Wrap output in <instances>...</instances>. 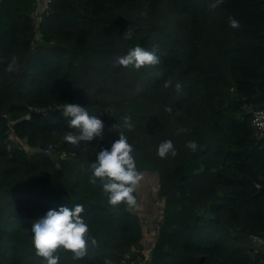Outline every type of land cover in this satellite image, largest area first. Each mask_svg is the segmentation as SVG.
Here are the masks:
<instances>
[{"label":"trees","instance_id":"16d2710c","mask_svg":"<svg viewBox=\"0 0 264 264\" xmlns=\"http://www.w3.org/2000/svg\"><path fill=\"white\" fill-rule=\"evenodd\" d=\"M207 1L52 0L50 14L35 23V0H0V264H43L32 226L49 210L77 204L89 226L88 252L82 260L60 252L59 264L264 259V246L250 241L264 242V144L251 126L252 112L264 105V0H214L217 17ZM162 4L176 19L171 37L160 25L137 21L124 38L131 11L153 14ZM137 45L155 51L160 64L139 71L116 64ZM169 79L173 86L164 88ZM65 103L100 119L103 138L67 143L63 137L74 130L57 109ZM181 127L186 131L177 134ZM8 133L31 152L8 147ZM120 133L137 169L157 175L163 201L144 261L136 215L109 205L102 185L89 182L91 164ZM166 140L177 154L161 159L158 145ZM190 141L195 152L186 147ZM51 147L54 159L44 152Z\"/></svg>","mask_w":264,"mask_h":264},{"label":"clouds","instance_id":"9594fccd","mask_svg":"<svg viewBox=\"0 0 264 264\" xmlns=\"http://www.w3.org/2000/svg\"><path fill=\"white\" fill-rule=\"evenodd\" d=\"M223 0H217V4ZM216 6V5H213ZM229 25L233 29L240 27L239 22L229 17ZM137 25L133 24L126 30L124 38H130ZM161 59L155 51H149L137 45L129 49L126 55L117 59L116 64L123 68H131L135 71L141 69H153L159 65ZM13 65H9L8 71H13ZM164 88H171L172 81H165ZM175 90L180 92L182 85L177 82ZM60 110L67 118L68 126L74 131L68 132L63 138L70 145L79 147L80 142H91L96 138H103L104 124L95 115H90L88 110L78 104H63ZM171 112V108L166 109ZM125 126L132 130L133 125L130 118H125ZM116 128V126H114ZM118 130V129H117ZM186 131L184 128H177V134ZM193 152L198 145L190 141L186 145ZM133 147L128 143L127 138L120 133V138L112 144L111 150H101L97 155V161L91 164L92 175L90 183L102 185L103 191L108 194V203L113 207L121 204L127 209H138L139 202L134 195L143 180V174L137 169L133 156ZM169 154L176 156V151L171 140H166L158 145L157 155L167 158ZM83 205L77 204L72 208L60 207L59 210H49L45 216L35 223L31 228L32 244L35 248L36 257L43 261V264H59L60 252L71 253L73 260H82L88 252V241L90 239L89 226L82 218ZM97 241L91 238V244L95 246ZM104 264H112L106 259Z\"/></svg>","mask_w":264,"mask_h":264},{"label":"rangeland","instance_id":"374dc122","mask_svg":"<svg viewBox=\"0 0 264 264\" xmlns=\"http://www.w3.org/2000/svg\"><path fill=\"white\" fill-rule=\"evenodd\" d=\"M207 4L209 6L208 10L211 13V17H217V12L215 11V1L208 0ZM170 7L168 5L162 4L158 7L153 14H146L144 11L140 12L136 8L131 11L132 15V24L140 23L143 26H149L151 24L157 26L160 25L166 28L167 31H171L174 27V20H176L169 10ZM142 14H145V18H143ZM170 37L174 34L172 31L170 32ZM35 41H38L39 38L34 34ZM168 45L171 44L170 39H168ZM131 77H128L130 79ZM103 93L102 95H104ZM104 112H108L104 109ZM8 147L9 146H19L22 147L23 150L27 151V153L31 152V149L27 145H25L22 139L16 138L12 133H8ZM47 147V146H46ZM45 149V148H44ZM42 149V150H44ZM49 157L54 159L56 156L54 153V148H49L48 151H44ZM143 174V180L140 183L137 191L134 193L138 202V209H130L136 217L138 218L140 227H141V250L144 257L147 258L148 254L145 253V250L150 248V246L154 243L155 236L158 230V225L162 219L163 214V201L156 195L157 192V175L153 172L149 171H140ZM140 250V253H141Z\"/></svg>","mask_w":264,"mask_h":264},{"label":"built area","instance_id":"2783aa9c","mask_svg":"<svg viewBox=\"0 0 264 264\" xmlns=\"http://www.w3.org/2000/svg\"><path fill=\"white\" fill-rule=\"evenodd\" d=\"M52 0H35L33 10H32V18L35 23L38 21L43 20L50 14V5H51ZM251 126L253 129V135L254 137L259 140L262 144H264V105L262 107H259L255 111L252 112V117H251ZM251 242L255 244H260L264 246V242H260L256 238H251ZM153 244L145 250L146 254H149ZM141 254L143 256V261L146 259L144 257L142 251ZM148 257V256H147ZM259 264H264V259H262Z\"/></svg>","mask_w":264,"mask_h":264}]
</instances>
